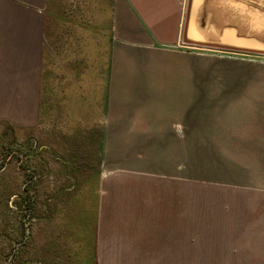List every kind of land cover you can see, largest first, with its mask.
<instances>
[{"label": "crops", "instance_id": "0c3cea01", "mask_svg": "<svg viewBox=\"0 0 264 264\" xmlns=\"http://www.w3.org/2000/svg\"><path fill=\"white\" fill-rule=\"evenodd\" d=\"M49 4L0 0V123L39 124ZM190 5L191 0H113L101 150L92 181L97 206L91 218L82 219L83 232L92 234L94 264H159V203L167 198L159 196L165 190L159 170L173 175L159 166V142L181 141L211 143V154L220 160L218 170L206 171L213 180L205 181V189L225 193L196 209L187 184L188 225L172 245L185 239L194 246L192 238L199 236L203 264H264V197L248 192L259 187L252 167L238 160L253 156L239 142L264 141V87L229 84L254 77L251 69L245 75L244 60L235 56L216 59L223 69L199 70L200 63L214 62L184 46L190 45ZM200 11L197 31L216 41L206 47L235 51L220 42L246 36L264 42V0H203ZM250 53L255 52L244 54ZM199 78L207 84L197 83ZM217 78L220 84H213ZM197 109L216 112L196 128L187 116ZM249 125L254 128L241 130ZM231 190L242 196L229 198ZM198 227L202 235H196Z\"/></svg>", "mask_w": 264, "mask_h": 264}, {"label": "rangeland", "instance_id": "374dc122", "mask_svg": "<svg viewBox=\"0 0 264 264\" xmlns=\"http://www.w3.org/2000/svg\"><path fill=\"white\" fill-rule=\"evenodd\" d=\"M112 5L113 0H50L39 124L15 127L0 123V264H94L92 234L83 232L82 219L91 218L97 206L92 181L99 161L103 82L113 37ZM190 51L213 60L214 64L206 66L200 63L202 71L219 70L215 61L225 59L223 56L244 60L241 70L245 75L246 70H254V77L229 84L264 87V53L236 54L213 48ZM207 81L197 79L202 85ZM213 84H220L219 79ZM215 112L197 109L187 116L188 122L199 128L203 119ZM252 128L249 125L241 130ZM209 144L159 142V166L173 173L165 175L159 170V183L165 182L159 196L167 197L159 203V264L204 263L199 236L192 238L194 246L185 244V239L180 246H173L172 239L188 225V187L196 209L205 200L213 201L225 193L205 189V181L213 180L206 171L218 170L220 160L211 154ZM238 144L244 154L252 149L253 156L238 159L252 167L253 181L259 187L248 192L264 197V141ZM221 161L229 165L231 159ZM240 196H235L234 190L228 192L229 198ZM197 234L202 235L200 227Z\"/></svg>", "mask_w": 264, "mask_h": 264}, {"label": "water", "instance_id": "95a60500", "mask_svg": "<svg viewBox=\"0 0 264 264\" xmlns=\"http://www.w3.org/2000/svg\"><path fill=\"white\" fill-rule=\"evenodd\" d=\"M203 4V0H191V5L189 9L188 15V23H187V30L185 36L190 41V45H184L189 49H209L210 47H206V45H211L216 43L214 39L209 36H206L205 33L201 30L200 32L197 31L196 25L198 24L199 20L202 17L201 13V6ZM228 33L235 34L236 30L234 28H230V30H226ZM250 35V34H247ZM222 47L225 48H233L235 51L233 53H264V42L255 41L251 39V37L246 36L244 38H238L234 40H224L220 42ZM220 45V44H219ZM217 51L227 52V50L213 48ZM220 51V52H221Z\"/></svg>", "mask_w": 264, "mask_h": 264}, {"label": "trees", "instance_id": "16d2710c", "mask_svg": "<svg viewBox=\"0 0 264 264\" xmlns=\"http://www.w3.org/2000/svg\"><path fill=\"white\" fill-rule=\"evenodd\" d=\"M101 134H102V132H100V134L98 135L99 136V140H98V151L99 152L101 150ZM42 264H47V262H43ZM51 264H61V262H58V263L54 262V263H51Z\"/></svg>", "mask_w": 264, "mask_h": 264}]
</instances>
